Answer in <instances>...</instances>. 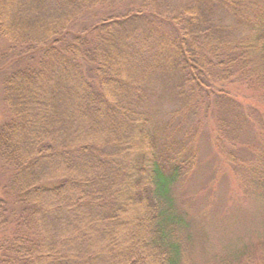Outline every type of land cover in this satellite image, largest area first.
<instances>
[{
    "label": "trees",
    "instance_id": "16d2710c",
    "mask_svg": "<svg viewBox=\"0 0 264 264\" xmlns=\"http://www.w3.org/2000/svg\"><path fill=\"white\" fill-rule=\"evenodd\" d=\"M0 37V264H264V0H0ZM203 127L250 240L214 244L180 195Z\"/></svg>",
    "mask_w": 264,
    "mask_h": 264
},
{
    "label": "rangeland",
    "instance_id": "374dc122",
    "mask_svg": "<svg viewBox=\"0 0 264 264\" xmlns=\"http://www.w3.org/2000/svg\"><path fill=\"white\" fill-rule=\"evenodd\" d=\"M14 53L9 51L8 43L0 37V123L5 120L6 111L1 100L2 78L7 69L16 62L13 59ZM176 82L154 83L155 95L151 97V106L155 111H159L157 125L168 118V112L174 105L170 98L175 91ZM238 97L243 104H254L261 109V97L256 93L242 92L238 89ZM264 102L262 103V106ZM162 110V111H161ZM218 116H226V110L221 109L217 112ZM254 121H261V118L255 115ZM260 116V115H259ZM159 120V121H158ZM159 126V125H158ZM240 143H253V129L249 126L246 134L236 135ZM234 140L232 137L231 142ZM225 143L228 141L224 140ZM211 141L203 129L199 130L196 141V151L199 164L194 173L180 188V195L188 199L190 210L194 213L209 210L208 223L211 240L214 244L221 240V237L242 238L241 241L251 239V230L253 224L256 228V219L258 218V208L249 203L243 196L236 176L238 172L224 167L223 170L217 168L218 158L211 149ZM238 152V156H240ZM5 176L0 171V181ZM247 232V234H245Z\"/></svg>",
    "mask_w": 264,
    "mask_h": 264
}]
</instances>
